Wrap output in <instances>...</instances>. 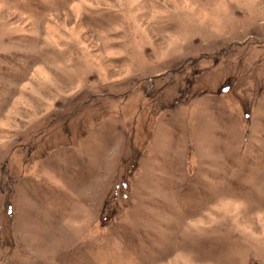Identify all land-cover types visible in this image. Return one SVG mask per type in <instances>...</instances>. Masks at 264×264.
I'll return each instance as SVG.
<instances>
[{
    "label": "rangeland",
    "instance_id": "374dc122",
    "mask_svg": "<svg viewBox=\"0 0 264 264\" xmlns=\"http://www.w3.org/2000/svg\"><path fill=\"white\" fill-rule=\"evenodd\" d=\"M0 264H264V0H0Z\"/></svg>",
    "mask_w": 264,
    "mask_h": 264
},
{
    "label": "snow or ice",
    "instance_id": "6c2138e0",
    "mask_svg": "<svg viewBox=\"0 0 264 264\" xmlns=\"http://www.w3.org/2000/svg\"><path fill=\"white\" fill-rule=\"evenodd\" d=\"M225 91H227V89H225Z\"/></svg>",
    "mask_w": 264,
    "mask_h": 264
}]
</instances>
